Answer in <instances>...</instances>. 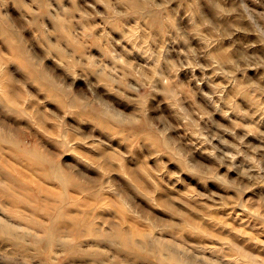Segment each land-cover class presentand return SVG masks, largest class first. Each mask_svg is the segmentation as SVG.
I'll list each match as a JSON object with an SVG mask.
<instances>
[{"label": "clouds", "instance_id": "clouds-1", "mask_svg": "<svg viewBox=\"0 0 264 264\" xmlns=\"http://www.w3.org/2000/svg\"><path fill=\"white\" fill-rule=\"evenodd\" d=\"M0 53V122L25 119L11 104L25 84L46 95L36 68L50 59L45 68L76 104L72 119L99 132L68 145L86 149L66 157L70 167L91 171L101 157L130 219L144 221L141 200L169 217L140 239L96 225L91 242L104 247L93 250L67 215L34 204L15 212L6 177L0 264H264V0H0ZM116 144L123 175L108 151ZM237 206L244 230L228 222Z\"/></svg>", "mask_w": 264, "mask_h": 264}, {"label": "rangeland", "instance_id": "rangeland-1", "mask_svg": "<svg viewBox=\"0 0 264 264\" xmlns=\"http://www.w3.org/2000/svg\"><path fill=\"white\" fill-rule=\"evenodd\" d=\"M8 55L11 56V53H8ZM55 60L56 62H60L61 57L57 56L55 57ZM3 63L4 54L0 53V66H2ZM50 63V59H41L39 67L36 68L37 72L46 74V80L48 82L46 95L44 92L37 93L34 87L25 84L24 90L11 99L12 106L22 112L25 119L20 122L15 120L0 122V136L6 137L9 142H7L5 146H14V150L17 154H19L18 158V156L11 155V152L5 153L0 150V179H2L0 180V185H2L1 188H4L3 182L5 178L8 177V175L10 177L13 176L12 178L13 181L16 182H14L16 185L13 184L12 180H9L7 185H9L11 189H14L11 191L7 186V191H9L8 195L13 199V201L18 204V206L14 207V211L17 213L22 214L27 212L29 210L28 204H34L35 206L42 207L44 209L46 208L45 210L48 211L49 214L57 215L59 211L57 207L62 206L63 213L61 216L67 215L71 217V221L68 222L69 228H74L72 224L75 225V230H77L76 232L79 234L80 226L82 224L86 226V238L90 241V243L85 246L90 249L95 250L97 248L104 247L103 245H97L91 242L96 238V225H100L106 229L111 223L113 226H122L121 232L124 236L126 234V237L129 233H131L136 237V239L146 238L156 229L158 223L169 218L164 210L149 208L147 204L141 200L138 201V204H140L143 208L141 215L145 217L144 221L138 222L130 219L127 211L129 207L127 195L122 193L119 197H114L109 194L111 181L107 179V176L112 174L110 165L106 164L101 157L93 154L94 169L91 171L85 169L77 172L75 169L70 167V165L74 163V159L66 160V157H75L77 152L86 151V149L81 148L73 150L72 148H69L68 145L72 144L73 141L80 144L85 137L89 135H99V132L92 133L90 126L77 123L76 120L72 119V113L77 110L76 104L72 102L68 92L65 91L64 82L57 79L54 74L48 72L45 68V65ZM73 129H80L83 135L75 134ZM249 139L252 140L253 143H258V141H256L253 137H249ZM19 140L20 142L18 143ZM26 146L28 149H32L34 147L42 154L45 153L49 159L54 160L53 163L55 165H58L61 169H64L65 172L69 173V175H72L74 185L72 184L66 189V193L63 194L64 198L62 197L63 189H61L52 178L47 176V163L46 165L45 162H43L44 164H38L33 160V162H35V168H33L23 162L25 158L30 160L27 154L21 151L26 148ZM66 148H68V150H65ZM114 149L115 150L109 149L108 151L111 154L112 160L120 163L121 167L119 172L123 175L127 172V165L121 156V153L125 152V149L121 148L119 144L114 145ZM148 163L152 167H155L154 161L149 160ZM41 166L43 169H41ZM230 175L235 176V173H230ZM11 182L12 185H10ZM38 182H40V185ZM141 186L143 187L144 185L141 184ZM209 187L213 192H220L221 196L232 195V193H225L222 190L213 187L211 184ZM46 189L47 194H45ZM1 190L3 191L5 189H0V192ZM145 191L149 194L150 198H155V194L151 189L145 188ZM201 191H203V189H201ZM13 192L16 193L17 196L19 194V196L17 197ZM59 196L60 198H58ZM244 198L247 200L254 199L256 197L253 196L252 192H248L245 193ZM48 199L50 202H48ZM21 201H26L27 203H21ZM51 202L53 203V207L49 206ZM156 202L162 203L163 198H160ZM44 203H46V205ZM113 210H115L114 213ZM172 210L176 213L187 212L186 207H181L179 205L173 206ZM137 211H139V209H137ZM220 215H225V213L221 212ZM246 215L247 214L243 212L239 206H237L235 212H233V216H237L238 219L233 221L229 218L228 222L230 224L234 223L236 227L244 230L243 223L241 222H246ZM72 216L74 217L72 218ZM101 221H103L102 224ZM222 235L223 234L220 233H214L209 239L214 241L217 236ZM261 238L264 239V237ZM54 251L56 255H59L60 250ZM109 251L111 250L109 249ZM121 258L123 259V257ZM70 259L71 257H69V260ZM52 264H59V262L56 261L55 256Z\"/></svg>", "mask_w": 264, "mask_h": 264}, {"label": "bare ground", "instance_id": "bare-ground-1", "mask_svg": "<svg viewBox=\"0 0 264 264\" xmlns=\"http://www.w3.org/2000/svg\"><path fill=\"white\" fill-rule=\"evenodd\" d=\"M46 129V128H45ZM48 130V129H47ZM48 132V131H47ZM50 132V131H49ZM10 140V139H9ZM5 141H7L8 142V139H6V137H2V136H0V144H5ZM10 141H12V140H10ZM20 142V140L18 141V143ZM21 142H23V141H21ZM9 143V142H8ZM23 144V143H22ZM10 145V144H9ZM15 145H17V144H15ZM24 145V144H23ZM29 146V145H28ZM33 146V145H32ZM6 147H8V146H6ZM22 152H24L25 154H27V156H28V158L30 159V160H34L36 163H38V164H44L43 162H45V165H46V163H47V165H48V173H47V176H49L50 178H52L53 180H54V182L61 188V189H63L62 190V197H63V194L64 193H66L65 191H66V189L70 186V185H74V183H73V181H72V175H69V173H67V172H65V170L64 169H61V167H59L58 165H55L54 163H53V161L54 160H52V159H49V157H47L46 156V154L44 153V154H42L40 151H38L36 148H32V149H28L27 148V146H26V148H24V149H22L21 150ZM10 153V152H9ZM11 154V153H10ZM12 155V154H11ZM19 155V154H18ZM23 158V157H22ZM26 159V158H25ZM97 160V159H96ZM56 161V160H55ZM2 162V161H1ZM2 164V163H1ZM1 166V165H0ZM40 168V167H39ZM41 169H43L42 168V166H41ZM45 169V168H44ZM105 169V168H104ZM106 170V169H105ZM2 171V170H1ZM46 171V170H45ZM4 172V171H3ZM5 173V172H4ZM42 174V173H41ZM43 174H44V171H43ZM1 175V174H0ZM6 176V175H5ZM8 177H10L9 175H8ZM13 177V176H12ZM52 179H51V181H52ZM0 180H2V179H0ZM14 180H16V179H14ZM12 181H13V179H12ZM39 181V180H38ZM2 182V181H1ZM15 181H13V184H15L14 183ZM9 183V182H8ZM40 182H38V184H39ZM10 185H12V182L10 183ZM16 185V184H15ZM15 185H13V186H15ZM40 185V184H39ZM8 186V188H10L9 187V185H7ZM58 186H57V188H58ZM2 187V185H0V189H4V188H1ZM47 187V186H46ZM7 188V189H8ZM6 189V190H7ZM13 189L14 188H10V190L11 191H13ZM44 189V188H43ZM53 189V188H52ZM59 189V188H58ZM15 190H16V187H15ZM38 190V189H37ZM3 191H5V190H3ZM46 192H45V194H47V189L45 190ZM59 191H60V189H59ZM1 192H2V190H1ZM7 192H9V191H7ZM19 192V191H18ZM32 192V191H31ZM43 192V191H42ZM14 193V192H13ZM13 193H10V194H13ZM33 193V192H32ZM41 193V192H40ZM16 193H14V195H15ZM53 194V193H52ZM59 195H60V193H59ZM16 196H17V194H16ZM18 196H19V194H18ZM17 196V197H18ZM51 196V195H50ZM56 198V197H55ZM58 198H60V196L58 197ZM64 198V197H63ZM45 199V198H44ZM50 199V198H49ZM49 199H48V202H50L49 201ZM22 200V199H21ZM47 200V199H46ZM45 200V202H47ZM51 200H53L52 198H51ZM58 200H60V199H58ZM48 202H47V204H48ZM53 202H54V200H53ZM59 202V201H58ZM63 203V202H62ZM45 205H46V203H44ZM50 204H52V205H50ZM49 204V206H52L53 207V203L51 202ZM54 205H55V203H54ZM63 205V204H62ZM48 206V207H49ZM58 208V213H57V215H62V213H63V207L61 206V207H57ZM46 209V208H45ZM55 209V208H54ZM184 213V212H183ZM78 215V214H77ZM74 216H72V218H73ZM79 217V216H78ZM81 219V218H80ZM86 220V219H85ZM71 221V220H70ZM81 223V222H80ZM84 223V222H83ZM89 223V222H88ZM86 224V223H85ZM77 225H80V224H77ZM83 225V224H82ZM91 225V224H90ZM70 226H71V224H70ZM72 226H74V228H75V225H73L72 224ZM93 228H95V227H93ZM76 229H77V227H76ZM96 229V228H95ZM77 231V230H76ZM92 231V230H91ZM78 233V232H77ZM94 234V233H93ZM125 237H126V234H125Z\"/></svg>", "mask_w": 264, "mask_h": 264}]
</instances>
